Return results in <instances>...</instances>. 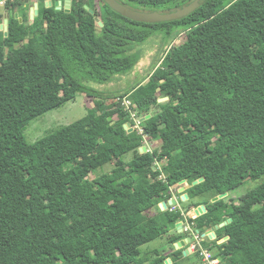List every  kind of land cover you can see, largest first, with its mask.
<instances>
[{
	"label": "trees",
	"instance_id": "16d2710c",
	"mask_svg": "<svg viewBox=\"0 0 264 264\" xmlns=\"http://www.w3.org/2000/svg\"><path fill=\"white\" fill-rule=\"evenodd\" d=\"M69 1L66 13L38 0L30 25L15 18L25 0L4 5L0 264H204L198 251L174 250L183 239L176 224L187 220L201 234L228 219L213 239L219 264H264V0H201L188 16L157 24L131 21L102 0ZM117 1L163 13L194 0ZM179 35L184 41L172 45ZM153 36L166 48L146 78L98 105V115L26 142L32 120L78 92L97 97L84 82L130 74ZM253 51L256 60L247 55ZM123 97L158 143L153 152L140 153L143 133L124 128L131 121L116 101ZM182 180L189 186L178 194L181 208L161 211ZM250 180L237 201L193 203ZM201 205L206 213L188 215ZM163 237L173 253L141 256V246Z\"/></svg>",
	"mask_w": 264,
	"mask_h": 264
},
{
	"label": "rangeland",
	"instance_id": "374dc122",
	"mask_svg": "<svg viewBox=\"0 0 264 264\" xmlns=\"http://www.w3.org/2000/svg\"><path fill=\"white\" fill-rule=\"evenodd\" d=\"M27 4L29 5H34L35 3L40 4L42 6V2H38V0H25ZM51 0H44V2H49ZM1 2V0H0ZM5 0H3V4H5ZM50 8V7H49ZM96 8L98 9L97 1H96ZM4 9V5H0V11ZM3 12V11H2ZM18 18L22 19L25 24L30 25L31 19L29 16V6L24 7L23 9H20L18 12ZM0 22L3 20L5 17H0ZM3 18V19H2ZM4 36L3 32H0V41L2 40V37ZM30 36V35H29ZM28 36V37H29ZM185 39L184 35H179L176 39L173 40L172 45H177L183 42ZM161 39L158 37H151L149 38L144 45H142L139 49L141 51V58L138 64L135 66L133 71L130 74H127L125 76H120V77H115L111 82L105 83V84H95L92 82H84V85L91 89L96 91L97 97L95 98H89L86 96L85 93H77L76 98L74 101L68 102L65 105H63L60 108L51 110L44 115L37 117L36 119L32 120L24 129V138L26 142L28 143H33L37 141L38 139L42 138L47 132L56 130L60 127L63 126H68L85 116H87L90 113H95V115L99 114V108L98 105L105 106L109 103L112 102V99H109V97H113V95H117L118 93H122L123 91L129 89L132 87V85L141 82L144 78H146L153 70L157 62L159 61V58L162 54V51L165 50L166 46L161 47ZM249 57H251L253 60H256V52H250L247 54ZM127 97L119 98V100H116L120 102L121 108L124 110V112L127 113L128 115V106H126L125 102L121 103L123 99H126ZM128 99V98H127ZM127 101V100H125ZM160 103H163L161 101ZM129 119L131 117L128 115ZM139 117L137 119L135 125L138 126V129L141 130V134L143 133L144 137V142L143 144L146 146V151L153 152L155 148H158V143L156 141H152L151 143L149 142V139L145 136L144 134V129H143V122L144 119ZM132 120V119H131ZM129 123L125 124L126 126ZM124 125V126H125ZM129 129L132 128V126H128ZM138 131V130H136ZM139 132V131H138ZM112 165H107L104 167L102 172H109L111 169ZM254 185V181H247L243 185H241L239 188H237L235 191H232L228 194L227 200L228 199H233L237 201V199L241 196H243L248 190L252 189ZM189 185L184 184L181 187H184L185 189ZM179 188L180 186H176L174 189H172L175 194V197L173 198L175 201L179 199ZM211 202V200L207 197H201L197 200H194L193 203L195 202ZM179 203V201H178ZM180 204V203H179ZM186 204H182V206H185ZM181 206V205H180ZM168 207H172L170 211H175L179 208H176V206H171L168 205ZM155 211V210H154ZM182 229V225H181ZM178 230V229H177ZM174 230L171 232V234H174ZM178 232V231H177ZM183 236V239H185L187 234L181 233ZM185 234V235H184ZM203 233H201L202 235ZM167 237H163L160 239H156L152 242H149L143 246L140 247V253L141 256L146 257L152 256L153 252L155 250H161V251H167L170 247V245L167 244L166 242ZM222 240V239H221ZM205 248H213L211 252L214 254L215 251L217 250V247L215 246V242L213 240H204ZM190 246V245H188ZM189 262H195L194 258L191 257L189 259ZM196 263V262H195Z\"/></svg>",
	"mask_w": 264,
	"mask_h": 264
},
{
	"label": "water",
	"instance_id": "95a60500",
	"mask_svg": "<svg viewBox=\"0 0 264 264\" xmlns=\"http://www.w3.org/2000/svg\"><path fill=\"white\" fill-rule=\"evenodd\" d=\"M110 9H112L114 12H116L117 14L121 15L122 17H125L131 21L134 22H139V23H147V24H157V23H164V22H170V21H175L181 18H184L186 16H188L189 14H191L192 12H194L199 6H200V2L201 0H194L192 1L190 4L182 6L180 8H174L171 9L168 12H157V11H153V12H144V11H138V10H134L131 9L121 3H119L117 0H102ZM54 6V8L56 10H60L63 8V10L68 13L70 11V1L69 0H65L64 2L61 1H56L54 2V4H52L51 1L49 2H45V7L49 8L51 6ZM89 12L91 14H93L92 10H89ZM38 14V4L35 3L33 5V7L30 9V19L33 20V18L35 16H37ZM15 17L17 18V14H15ZM95 22L98 24L99 27H102V23L100 22V20L95 17ZM19 23H22V19H19ZM7 24H8V20L5 19L4 22L0 25V30L3 31L4 36H7ZM167 100V98H163L160 99L159 102L163 101L165 102ZM149 116L146 117V119H148ZM127 126H130V124H128ZM126 125L124 126V128L126 129L127 127ZM132 129L128 130V133H131ZM146 151V148H141L140 149V153H144ZM203 179H198L196 181H194L192 183V185H196L200 182H202ZM186 184L185 180H182L178 183V186H180L179 188V194L183 193L185 188L181 187L182 185ZM228 196L227 192H224L214 198L211 199V202L214 203L218 200L224 199ZM181 201H186L188 199L186 194H183L181 197ZM171 205V206H176V201L174 199L169 200L167 203L162 202L159 204V208L161 211H164L165 209H167V206ZM204 213H206V209L205 206L201 205L198 206L197 208L191 210L188 215L190 217H200L201 215H203ZM231 219H228L227 221L214 226L212 228H210L209 230L205 231L202 236L203 237H207L209 240H213L216 238L215 235V231L219 228L224 227L226 224L230 223ZM181 225L182 223L179 222L176 224V228L178 229L179 233H182V229H181ZM228 239V237L223 238L222 240H218V243H222L224 241H226ZM191 244V238L189 236H187L185 239L177 242L176 244H174V247L179 249L182 247H185L186 245H190ZM192 253L190 246L188 248H186L183 251L184 256L188 253ZM171 260L167 259L165 261V264H170Z\"/></svg>",
	"mask_w": 264,
	"mask_h": 264
},
{
	"label": "built area",
	"instance_id": "2783aa9c",
	"mask_svg": "<svg viewBox=\"0 0 264 264\" xmlns=\"http://www.w3.org/2000/svg\"><path fill=\"white\" fill-rule=\"evenodd\" d=\"M127 100V101H125ZM126 104V106H128V115L131 117L130 121L131 123L130 126H132V131L133 130H138L141 134V130L138 129V126L135 125L137 119H139V116L137 114V112L134 110V106L132 107V104H131V101L128 100L127 98L126 99H123L121 101V103H124ZM142 120V119H141ZM129 127L127 126L126 129H128ZM146 148V147H145ZM147 149V148H146ZM182 223V232L187 234L186 236H189L191 238V244H190V249L191 251H198L199 254H200V257L203 261L204 264H219V260L216 259L214 256H213V253L209 250H207V248H205L203 246V242L204 240H206L207 237H203L200 232L196 229H194L192 227V225L187 221L185 220L184 222H181Z\"/></svg>",
	"mask_w": 264,
	"mask_h": 264
},
{
	"label": "crops",
	"instance_id": "0c3cea01",
	"mask_svg": "<svg viewBox=\"0 0 264 264\" xmlns=\"http://www.w3.org/2000/svg\"><path fill=\"white\" fill-rule=\"evenodd\" d=\"M6 1V0H5ZM0 5L2 6V5H5V4H3V0H1V2H0ZM27 6H29V16H30V9L33 7V5H29V3L27 4V2H25V4H24V7H27ZM3 11V12H2ZM2 11H0V17L2 16L3 17V15H4V17L6 16V14H7V12L6 11H4V10H2ZM17 16H18V14H17ZM16 18V17H15ZM18 18V17H17ZM1 19V18H0ZM3 19V18H2ZM4 20H5V18L3 19V20H1V22H0V25L4 22ZM18 20H19V18H18ZM22 22H23V20H22ZM0 32H3V31H1L0 30ZM174 189V188H173ZM171 192H172V198H174L175 197V194H173V190H171ZM176 208H181V206H180V204L178 203V201L176 200ZM179 232V231H178ZM183 240V239H182ZM217 244H220V243H218L217 242ZM189 246L188 245H186L185 247H182V248H179V249H183V251L186 249V248H188ZM179 249H177V248H175L174 247V250H179ZM183 251H182V254H183ZM213 252V251H212ZM215 252H217V251H215ZM171 253H173V249H171V248H169L167 251H164V255H169V254H171ZM192 253H190V252H188L185 256H184V254H183V257H187V256H189V255H191Z\"/></svg>",
	"mask_w": 264,
	"mask_h": 264
}]
</instances>
